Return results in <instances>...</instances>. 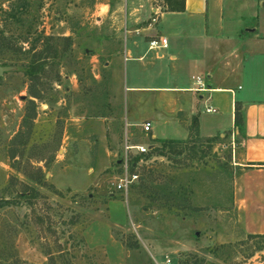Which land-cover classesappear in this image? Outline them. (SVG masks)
Returning a JSON list of instances; mask_svg holds the SVG:
<instances>
[{
	"label": "rangeland",
	"instance_id": "1",
	"mask_svg": "<svg viewBox=\"0 0 264 264\" xmlns=\"http://www.w3.org/2000/svg\"><path fill=\"white\" fill-rule=\"evenodd\" d=\"M60 9L58 0H0V264H109L98 235L122 246L126 264H156L152 248L160 264H264L263 236L215 244L213 224H174L186 213L182 175L214 167L226 149L191 138L158 155L159 140L135 131L134 142L153 148L127 195L113 193L123 132L102 64L108 42L120 51L122 40L107 18L66 38L76 32ZM177 237L193 243L178 256Z\"/></svg>",
	"mask_w": 264,
	"mask_h": 264
},
{
	"label": "crops",
	"instance_id": "2",
	"mask_svg": "<svg viewBox=\"0 0 264 264\" xmlns=\"http://www.w3.org/2000/svg\"><path fill=\"white\" fill-rule=\"evenodd\" d=\"M58 3L76 32L67 29L66 38L77 37L78 26H100L105 18L112 38H121L120 51L108 42L102 67L115 88L112 119L122 132L127 125L132 141L133 133H141L139 126L148 122L150 139L193 138L227 150L226 159L214 167L182 175L180 185L188 190L186 213L174 218V224L187 231L195 224H213L219 229L212 232L215 244L264 236V0H183L180 12L148 0ZM153 12L156 20L148 24ZM43 34L48 35L47 28ZM159 38L166 40L164 48L149 47ZM196 79L204 91H195ZM157 127L172 136L157 138ZM96 238L100 243L94 246L103 248L109 264L127 263L122 246ZM191 247V241L174 238V255ZM152 249L150 258L160 264L161 248L156 253Z\"/></svg>",
	"mask_w": 264,
	"mask_h": 264
},
{
	"label": "built area",
	"instance_id": "3",
	"mask_svg": "<svg viewBox=\"0 0 264 264\" xmlns=\"http://www.w3.org/2000/svg\"><path fill=\"white\" fill-rule=\"evenodd\" d=\"M153 16L150 18L151 22H154L156 19V12H153ZM166 45V40L164 38H159L157 41H151L149 43V47L156 48L161 47L164 48ZM195 84L197 85L196 92L204 91L203 85L200 83L198 79L195 80ZM210 110L207 108L206 112ZM210 112H213L212 110ZM141 133L147 135L150 132V124L148 122L142 123L139 126ZM152 146L149 145H141L132 141L129 134L127 133V125L123 124V137L120 144L119 155L116 158V164L120 170V174L116 176L114 182L112 184L113 193H118L119 195L126 196L128 190L132 184H134L137 180L136 172L132 171L136 166L140 165L142 161H146V157L150 152ZM164 264H168V261L164 262Z\"/></svg>",
	"mask_w": 264,
	"mask_h": 264
},
{
	"label": "trees",
	"instance_id": "4",
	"mask_svg": "<svg viewBox=\"0 0 264 264\" xmlns=\"http://www.w3.org/2000/svg\"><path fill=\"white\" fill-rule=\"evenodd\" d=\"M164 8L166 11H169V12H180L182 11V8H183V0H165L164 1ZM32 74H33V70L32 69H27V72H26V75L28 77V79L30 80L32 78ZM237 119V118H235ZM235 123V121H234ZM194 131V135H196L195 133V130H194V127H192ZM159 144H160V148L157 149V154L158 155H161L162 154V150L163 149H167L168 151H171L174 149V146L179 144V143H183L184 141H174V140H159L157 141ZM31 193H33L34 191L30 190ZM29 195H27V197L25 196H22V198H28ZM13 202L10 201V202H7V201H3L2 205H11L12 206ZM264 237V236H263ZM46 258L48 260H50V255L47 253L46 254Z\"/></svg>",
	"mask_w": 264,
	"mask_h": 264
},
{
	"label": "water",
	"instance_id": "5",
	"mask_svg": "<svg viewBox=\"0 0 264 264\" xmlns=\"http://www.w3.org/2000/svg\"><path fill=\"white\" fill-rule=\"evenodd\" d=\"M0 73H1V70H0Z\"/></svg>",
	"mask_w": 264,
	"mask_h": 264
}]
</instances>
